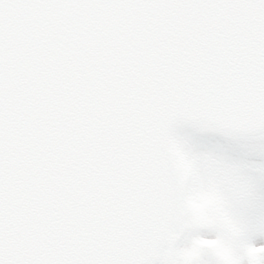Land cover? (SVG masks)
I'll list each match as a JSON object with an SVG mask.
<instances>
[{"label": "snow or ice", "instance_id": "1", "mask_svg": "<svg viewBox=\"0 0 264 264\" xmlns=\"http://www.w3.org/2000/svg\"><path fill=\"white\" fill-rule=\"evenodd\" d=\"M0 264H264V0H0Z\"/></svg>", "mask_w": 264, "mask_h": 264}]
</instances>
